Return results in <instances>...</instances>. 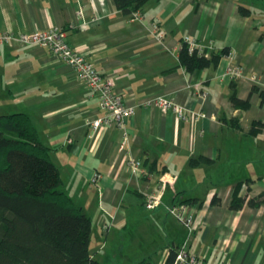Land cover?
Here are the masks:
<instances>
[{"label":"crops","instance_id":"0c3cea01","mask_svg":"<svg viewBox=\"0 0 264 264\" xmlns=\"http://www.w3.org/2000/svg\"><path fill=\"white\" fill-rule=\"evenodd\" d=\"M239 5L250 14L240 16ZM139 14L133 20L111 0H0V32L60 27L112 80L134 108L126 149L122 129L88 125L102 116L97 96L42 46L0 45V115L29 116L62 189L90 219L89 251L101 264H168L170 249L183 244L205 264H264V126L249 133L254 122L264 124V3L147 0ZM153 24L164 29L161 41ZM187 39L211 52L227 49L233 59L188 72L178 62ZM228 64L240 68L239 78L221 79ZM232 85L246 109L231 106ZM160 98L186 118L154 105ZM162 177V203L146 209ZM236 185L244 202L233 209ZM251 198L260 203L248 205ZM188 199L192 232L165 208Z\"/></svg>","mask_w":264,"mask_h":264},{"label":"trees","instance_id":"16d2710c","mask_svg":"<svg viewBox=\"0 0 264 264\" xmlns=\"http://www.w3.org/2000/svg\"><path fill=\"white\" fill-rule=\"evenodd\" d=\"M147 0H111L119 12H139ZM264 3V0H262ZM240 16L250 10L237 8ZM227 49L212 51L209 57L189 50L186 40L178 49V62L188 72L216 66ZM229 101L233 108L246 109L247 101L237 98L232 85ZM264 126L254 122L256 134ZM232 195L231 208L244 199ZM193 199L182 201L191 202ZM219 202L213 196L212 204ZM259 198L247 201L259 204ZM90 219L62 189L58 169L50 161L48 148L40 141L25 113L0 115V264H101L89 251ZM171 248L168 264L175 257Z\"/></svg>","mask_w":264,"mask_h":264},{"label":"built area","instance_id":"2783aa9c","mask_svg":"<svg viewBox=\"0 0 264 264\" xmlns=\"http://www.w3.org/2000/svg\"><path fill=\"white\" fill-rule=\"evenodd\" d=\"M81 12L78 11V16ZM133 20L139 19V12L131 14ZM151 34L158 41L164 37V29L156 24H153L150 29ZM189 50L197 49V52L209 57L211 54V47L207 49L198 48L191 40H186ZM17 43L21 45H38L42 46L51 55L60 61L66 63L77 79L83 83L90 95H96L98 100V107L102 112V116L88 122V125L93 129H98L102 126L114 125L123 131V140L120 142V149L124 150L127 147V137L124 125L126 120L134 114V108L126 106L124 98L121 93L114 90V85L111 79L102 76L97 72L93 63L85 58L84 54L72 48L65 39V32L60 27H50L49 29L36 32H0V45ZM225 57L231 61L233 54L227 52ZM241 76V70L237 65L228 64L225 71L221 75V79L234 80ZM154 105L159 106L162 110L173 109L180 119H185L180 108L175 107L170 99L160 98L153 101ZM129 166L132 171L139 170L140 163L138 161L129 159ZM166 180L162 177L159 179V189L149 192L145 196L144 206L146 209H154L160 205L162 192L165 188ZM166 212L172 216L179 224L183 225L192 232L197 229L194 219V210L187 203H173L166 205ZM103 229H106L105 225ZM186 245L183 244L176 251L174 260L170 264H205L202 258L197 255L190 254L186 250Z\"/></svg>","mask_w":264,"mask_h":264}]
</instances>
